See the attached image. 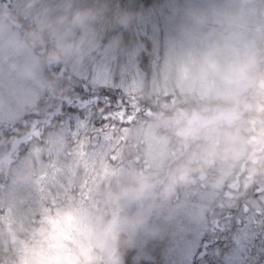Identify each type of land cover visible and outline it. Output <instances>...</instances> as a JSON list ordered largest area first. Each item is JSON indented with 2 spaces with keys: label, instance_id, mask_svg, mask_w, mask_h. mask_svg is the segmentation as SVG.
<instances>
[{
  "label": "trees",
  "instance_id": "1",
  "mask_svg": "<svg viewBox=\"0 0 264 264\" xmlns=\"http://www.w3.org/2000/svg\"><path fill=\"white\" fill-rule=\"evenodd\" d=\"M222 1L195 0V3L207 13L209 23L214 14L209 10L217 2ZM249 2L255 10V13L251 11L252 20L257 17L256 25L261 28V37L264 38V18L263 15H259L264 9V0H249ZM187 3L188 0H0V25H4L6 29L17 30V39L23 44L19 52L22 57L19 58L20 62H23L22 52L29 57L33 54L41 62L42 77L56 81L53 91L42 89L33 104L34 107L16 120L14 127L8 128L7 124H0V264H26L27 261H33L35 258L36 251L30 245H36L39 250L52 245L53 238L49 234L52 230H45L44 227L50 223V217L54 216L55 219L58 217L59 212L56 211L58 207L63 208L69 204V207L86 212L85 219L87 216L90 219L99 210L119 205L113 201V196L105 187V182L113 175L121 184L130 185L119 198L128 202V194H131L132 202L140 204L146 198L148 200V194L143 197L138 196L137 193L140 186L144 189L145 180L152 182L154 179L152 165H149L152 162L151 154L154 152L166 156L168 153L176 154L173 161L166 158L164 170L181 164L188 166L187 169L183 167L182 171L176 170L180 181L193 178L180 188L198 186L196 168L199 167L196 162L199 155L196 153L195 156L193 152L202 144L204 131L207 128L213 129L212 148L219 149L222 147L220 139L222 140L226 133H233L237 124L244 126V128L240 127L241 146L253 150L251 143L254 142L255 150L246 161H243L242 158L237 157L238 151V154H241L240 148L229 149L227 146L225 149L229 151L226 156L228 161L234 162L239 169L234 173L231 171L230 174L239 179L243 176V180H248L246 184L248 187L240 194L231 196L230 204H226L224 200L219 202L214 199L212 203L207 201L204 204L206 201L201 200L199 204L206 205L207 209L203 216L206 227L190 264H264V85L256 87L254 82L249 85L248 90L244 92L243 100L246 99L244 105L240 97L234 101H225L198 95L200 99H196L193 98L196 90L191 92L176 89L173 93L165 95L166 97L154 94L155 98L152 102L146 88L142 89L140 95L136 91L129 93L127 89L124 90L123 87L110 83L113 77L110 75L117 71L124 59L131 57L147 81L151 71L159 67L161 60L165 59L169 44L163 24L165 18L168 14H173L175 9L187 6ZM68 9L80 10L76 12L75 21L91 36V42L70 61L43 63V57L50 54L55 46V40L49 41L42 49L32 48L28 43L30 34L46 22L57 21ZM126 14L135 17L127 26L121 22ZM219 27L220 25L213 27L210 32L219 30L217 29ZM169 30L171 33L184 35L183 39L186 34H190L183 31L181 25L179 29L169 25ZM111 45L110 51L113 57L108 65L109 75L106 76L104 84H93L88 68L89 55L98 58L105 47ZM2 58L4 55H0V67L8 68V64ZM9 58H12L9 61H19L12 56ZM79 58L85 59V62H80ZM127 65L133 67V61L127 60ZM240 95L242 94L237 96ZM84 102L87 104L85 107L81 105ZM152 109H158L163 118L167 117L172 122L168 125L162 123V126L156 127L154 123L156 118L147 117V112H151ZM205 109L207 111H204ZM233 110L240 112L242 117L253 120L255 125L249 128L248 121L242 122V119L233 122V118L230 117L234 115ZM191 114L198 115L205 121L197 127L198 132H192L185 137L188 141L186 146L183 144L185 142L183 132L179 131L181 129L178 123H174V118L176 115H183L186 118ZM34 118L37 120L33 125ZM78 120L84 125L80 126ZM185 123L184 120L183 124ZM109 128L112 129L104 139L103 135L109 132ZM80 133L83 134L79 136ZM198 133L200 138L197 139ZM157 141H160L161 145H157ZM16 143L18 146L15 145ZM81 144L84 145V150L79 156L81 161L76 163L72 160V153L67 147L72 146L77 149ZM29 147H42L45 152L37 153L35 156L32 154L31 164L18 175L13 170V162L17 164L19 159L27 156ZM99 148L102 152L95 153V149ZM15 149L17 155H13ZM8 152L14 156V161L6 158ZM73 164L75 168L79 167L87 171V179L86 177V180L82 179L80 175L75 178L74 170L70 179L51 184V196H49L50 189L45 191L49 180L57 179L56 172L61 167L66 169L67 166L73 167ZM191 164L194 165L193 169ZM103 174L105 175L101 178ZM33 178L35 180L32 184L26 183ZM37 180L40 182L38 183ZM223 184L226 187L222 190L226 193L237 191L226 183V180ZM71 191L77 196L68 199L67 195ZM82 193H87L85 198ZM150 196L154 195L150 194ZM232 198L235 200V205ZM217 202L219 204L213 206ZM163 206V203H159L152 207L151 213L154 214L156 207ZM131 211L144 215L138 212L137 207L135 211L132 209ZM242 212L248 216L251 213L257 221L249 229V234L245 233L240 239L242 242L237 243L235 235L236 233L238 235V229L246 225L238 220L237 215ZM217 213V220L214 221L212 217ZM121 227L123 229L117 234H120L121 238L117 240L119 250L115 253L116 264H162L161 259L150 260L141 257V251L136 253L135 249H124L123 239L128 236L129 228L126 230V227ZM139 227L140 224L136 223V229ZM250 231L252 236H249ZM6 233L16 237L12 240L6 239ZM141 235L142 244L146 236L143 232ZM134 256L137 258L134 259ZM110 261L103 258L101 263H97L92 259L89 264H110Z\"/></svg>",
  "mask_w": 264,
  "mask_h": 264
},
{
  "label": "rangeland",
  "instance_id": "2",
  "mask_svg": "<svg viewBox=\"0 0 264 264\" xmlns=\"http://www.w3.org/2000/svg\"><path fill=\"white\" fill-rule=\"evenodd\" d=\"M209 11H211V14L214 13L210 22L203 28L198 29L194 34H186L184 39V35L170 32L169 25L179 29L180 23L178 19H173V14H168L163 24L165 26V31H167L166 33L168 36L166 40L169 44L165 59L161 60L159 67L157 66L155 70L151 71L146 81L144 74L137 69V63L133 58H126L130 62L133 61V67L131 66L132 64L127 65V60L124 59L121 65L118 66L117 71H114L110 75H113L112 81H110L111 85L123 87L124 90L127 89L126 91L129 93L131 91H136L140 95H142L140 93L143 92L142 89L146 88L148 90L147 95L150 96L149 98L152 102H154V94H161L162 97H166L165 95L173 93L174 89H176L191 92L196 90L193 96V98L196 99H200L198 95L200 97L202 95L209 99H222L225 101H234V99L240 97L243 101L242 103L245 105L246 99L243 100V96L245 94L244 92L248 90L249 85L253 83L251 79L236 76L222 80L216 76H209L206 80H200L197 77V73L205 55H215L225 63H234L250 49L264 50V38L261 37L260 33L261 28L256 25L257 17L252 20L251 11L255 13V10L250 6L249 0H223L213 5L212 9ZM259 15H263L264 18V9L261 10ZM252 23L254 25H252ZM232 24H236L238 28V34L235 40L225 38ZM219 25L220 27L217 28L219 30H215L213 33L210 32L213 27H218ZM16 31L15 29H6L4 25H0V55H4V57L7 56L9 60L12 59L9 58L12 56L14 59L20 61L19 58L22 57L19 52L23 48V44L17 39L18 34ZM2 34H4V36H1ZM259 36L260 38L258 39ZM11 42H16L17 47H12ZM111 48L112 45L110 47L106 46L104 52H101L98 58L89 55L90 67L88 66V68L92 75L91 80L93 84L105 83L106 76L109 75L108 65L113 57L110 51ZM22 55L23 62L39 63V65H41L39 58H35L33 54H30L29 57L25 56L24 52H22ZM127 56L130 57V55ZM79 61L84 63L85 59L79 58ZM261 67L264 68V65ZM0 69L2 68L0 67ZM3 69L7 68L4 67ZM18 82H20L19 77L15 73H10L9 83L14 84ZM31 87L33 99L27 107L13 105L11 101H6L4 104L0 105V124H7L8 128L14 127L15 121L22 117L26 111L34 107L33 104L41 94L42 88L38 85ZM239 94L242 95L237 96ZM81 105L85 107L87 104L84 102L81 103ZM204 111H207V109ZM233 114L234 115H230V117L233 118V122H239L238 120L242 119V122L248 121L249 128L255 125L253 120L245 118L244 116L242 117L240 112L238 113L233 110ZM225 116L227 115L225 114ZM147 117L156 118L154 122L156 127L162 126V123H165V125L167 123L168 125L172 122L171 119L167 117L163 118L158 109H152L151 112H147ZM36 120V118L32 120L33 125ZM184 120L186 121L185 124H183ZM78 121L80 122V120ZM204 121L205 120H202L198 115L194 116L191 114L186 118L183 117V115L175 116L174 123H178L181 129L179 131L183 132L184 145L188 146V141L185 140V137H188L192 132H198L197 127H200ZM83 125L84 123L80 122V126ZM235 127L237 131L233 130L231 134L226 133L224 138L222 137L223 139H220L222 147L219 149L212 148V146H214V136H211L213 129L207 128L204 131L205 137L202 140V144H200L197 151L193 152V155L196 156V153L199 155L196 162L199 167L196 168V171H198L196 178L199 179L198 186L192 188L188 186L186 189L180 188L192 181L193 178H185L183 181H180L177 178L176 170L182 171L183 167L187 169L188 166L181 164L180 166H171L164 170L166 158L173 161L176 154L168 153L166 156L162 153L157 154L154 152L151 154L152 158L149 157L150 160H152L149 165H152L151 169L152 174H154V179L152 182L145 180L143 182L144 189L140 186L137 193L138 196L141 195L143 197H145V194H148V200L146 198V200L141 201L140 204L132 202L133 195L131 194H128V202L119 198L122 192H126L130 185L121 184V182L115 179L116 176L113 175L105 182V187L108 193L113 196V201L119 205L99 210L96 215L91 216L90 219L88 216L86 217L87 219H85L84 214L86 212L76 210L75 207H69V204L65 205L63 208H56V211L59 212L58 217L56 219L54 216L50 217L51 224L49 223L44 227L45 230H52L49 233L53 238H51L52 245L45 246L43 250H39L36 245H30V247L36 251L34 254L35 258L33 261H27L26 264H89L92 259L97 263H101L103 258H106L108 261L110 259V264H116L115 259L117 258L115 253L119 250L117 240L121 238V235L117 234L121 231L120 229H123L121 226L126 227V230L129 228L127 231L128 236L126 235V238L123 239L124 249H135L136 253L141 251V257L150 260L161 259L162 264H190L192 256L202 240L203 230L206 227L203 216L207 209L206 205L199 204L201 200L206 201L204 204H206L207 201L212 203L213 199L219 202L224 200L226 204H230L229 198L231 196L234 197L240 194V192L246 190L248 187L246 185L248 180H243V176L239 179V177L234 178L235 176L230 174L231 171L234 173L235 170L239 169L234 165V162L231 163L228 161L226 155L229 150L225 148H227V146L229 149L230 147L231 149L240 148L242 151L241 154H238L239 151L237 152V157L246 161L248 156L255 150V144L254 142L251 143L253 150H249L244 145L241 146L242 144L239 141L242 135L240 127L244 128V126L237 124ZM91 128L96 129L94 127ZM249 128L247 129L249 130ZM111 129L112 128H109V132L103 135L104 139L109 135ZM82 134L83 133H80L79 136ZM196 138H200V133L197 134ZM216 142L218 141L216 140ZM156 144L161 145L160 141H157ZM15 145L18 146V143ZM196 145L197 144H195L194 147H196ZM83 146L84 145L81 144L77 149L72 148V146L67 147V150L72 153V160H75L76 163L81 161L79 156L81 155V151L84 150ZM246 150H248L247 153ZM16 151L15 149L13 155H17ZM43 152L45 151H43L42 147H29V154L27 156H24L23 159H19L20 161L17 164L13 162L15 164H13L15 173L19 175L25 167H29L32 161V154L35 156L37 153ZM101 152L102 149H95V153L99 154ZM199 152L201 153L199 154ZM6 158L14 161V156L11 155V152L7 153ZM57 163L59 164L60 162ZM149 165H147L148 168ZM190 166L192 167L194 165L191 164ZM191 167L189 169H191ZM79 169V167L75 168V164H73V167L67 166L66 169L61 167L57 170L58 172H56L57 179L49 180L45 191L50 189L53 182H63V180L70 179L73 176L74 170L75 178L80 175L82 179H85V177L87 179V171L80 169L82 170L80 172ZM88 171L90 170L88 169ZM104 175L105 174H103L101 178ZM24 180H22V182H24ZM33 180L35 179H29L26 183L32 184ZM225 180L226 183L230 184V186L237 191L234 190L230 192L227 188L226 191L229 193H226L222 190L223 187H226L225 184H223ZM37 182L39 183L40 181L37 180ZM61 184L63 185V183ZM176 185H179V187ZM145 188L148 189L145 190ZM143 191H145V193ZM85 194L82 193L83 198H85ZM150 194L154 196H150ZM48 195L51 196V189ZM67 196L68 199H73V197L77 195H74V191H71ZM155 197L157 200H155ZM232 201L235 205V200L233 199ZM219 202L213 206L216 207ZM159 203H163L164 206L156 207L154 209L156 210L154 214L151 213V208L157 206ZM135 207H137L139 213L142 212L144 215L135 213ZM131 209L135 212H132ZM219 209L222 210V208ZM128 210L129 212H127ZM217 216L218 213L214 214L212 219L216 221ZM237 216L240 223L243 222V224H246L242 226L243 228L241 227V229H238L239 233L235 235V238H237L236 240H238L237 243H241L242 240L240 239L245 236V233L248 232L249 234V229L253 223L257 221V218L255 216L252 217L251 213L248 216V214H243V212ZM121 217L124 218V220H122ZM136 223L140 224L138 229H136ZM141 232L146 236L142 244ZM249 236H252L251 231ZM13 237L16 236L6 233V239L12 240ZM201 248L203 249L204 246L202 245ZM102 255L105 257H101ZM120 255L122 256V254ZM161 256H163V258H160ZM133 258L135 259L137 257L134 256Z\"/></svg>",
  "mask_w": 264,
  "mask_h": 264
},
{
  "label": "clouds",
  "instance_id": "3",
  "mask_svg": "<svg viewBox=\"0 0 264 264\" xmlns=\"http://www.w3.org/2000/svg\"><path fill=\"white\" fill-rule=\"evenodd\" d=\"M77 11L80 10L68 9L57 21L46 22L30 34L28 43L32 48L42 49L49 41L55 40V46L50 54L43 57V63L70 61L90 44L91 36L75 21ZM173 17L178 19L183 31L191 34L208 23L207 13L196 5L195 0H188L187 6L175 9ZM134 19L135 17L126 14L121 22L127 26ZM78 29L79 34H77ZM237 34V25L232 24L225 38L235 40ZM11 46L17 47V43L11 42ZM3 59L8 64V68L0 69V105L11 101L13 105L27 107L33 99L31 86L34 85L49 92L55 89V80L41 76L39 63L9 61L7 56ZM262 65H264L262 49H250L234 63H225L218 56L208 54L201 61L197 77L200 80H206L209 76H216L226 80L229 77L241 76L251 79L256 87H260L264 85ZM10 73H15L20 82L9 83Z\"/></svg>",
  "mask_w": 264,
  "mask_h": 264
}]
</instances>
